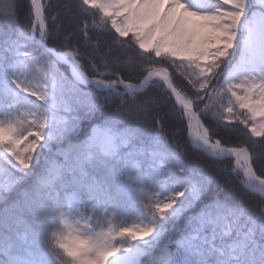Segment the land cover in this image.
<instances>
[{
  "label": "snow or ice",
  "instance_id": "1",
  "mask_svg": "<svg viewBox=\"0 0 264 264\" xmlns=\"http://www.w3.org/2000/svg\"><path fill=\"white\" fill-rule=\"evenodd\" d=\"M0 264H264V0H0Z\"/></svg>",
  "mask_w": 264,
  "mask_h": 264
},
{
  "label": "trees",
  "instance_id": "2",
  "mask_svg": "<svg viewBox=\"0 0 264 264\" xmlns=\"http://www.w3.org/2000/svg\"><path fill=\"white\" fill-rule=\"evenodd\" d=\"M20 2H21L23 5L27 6V4L29 3V0H20ZM20 21H21L22 24L25 25V27H27V24H26V21H25V18H24L23 15H21V17H20Z\"/></svg>",
  "mask_w": 264,
  "mask_h": 264
}]
</instances>
